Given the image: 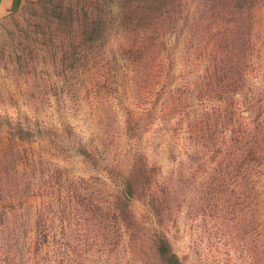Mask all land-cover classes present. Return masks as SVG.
I'll use <instances>...</instances> for the list:
<instances>
[{
  "label": "rangeland",
  "instance_id": "rangeland-1",
  "mask_svg": "<svg viewBox=\"0 0 264 264\" xmlns=\"http://www.w3.org/2000/svg\"><path fill=\"white\" fill-rule=\"evenodd\" d=\"M43 1L0 20V223L25 236L14 238L26 239L17 264L31 262L46 212L58 236L74 192L88 193L71 216L87 226L86 264H159L147 244V262L132 254L114 211L84 206L112 207L135 162L153 174L134 173L132 210L184 264H264L252 219L212 161L240 128L230 110L264 112V0ZM98 17L106 29L92 42Z\"/></svg>",
  "mask_w": 264,
  "mask_h": 264
},
{
  "label": "trees",
  "instance_id": "trees-1",
  "mask_svg": "<svg viewBox=\"0 0 264 264\" xmlns=\"http://www.w3.org/2000/svg\"><path fill=\"white\" fill-rule=\"evenodd\" d=\"M49 0H44L48 2ZM152 3H157L152 1ZM240 7L241 4H238ZM93 23L96 26L95 32L89 34L93 37L88 38L89 41L94 42L101 34L104 33L103 29H106V24L101 18L94 20ZM254 105L248 106L249 115L247 118H242L241 115H236L235 112H239V109L235 107L229 111V125H239L238 130H232L228 139L223 138L221 142L222 148H218L217 155L220 153L223 157L220 159L214 154L213 163L217 164L216 174L219 181L223 180L227 183L230 190V196L240 200L239 203L235 201L234 207L239 206V211H242L243 220L247 223L251 220L254 226L247 228H254L258 231V235L261 239L262 247V259L264 258V117L263 113L253 118L255 114ZM251 124L253 125L251 127ZM16 136L19 140L23 141L25 138L17 135L19 131H23L21 128L15 129ZM82 149V146H81ZM84 150V149H83ZM86 153V152H85ZM91 153L88 152L84 157L86 159L91 158ZM228 159L229 161H226ZM142 162V161H140ZM227 162V165H226ZM138 172L143 174L142 177H148V174H153L151 169H148L146 163H142L138 166V162L134 163L132 169L127 174H122L118 183H116V193L114 194L112 207H101L94 202H91L84 206L86 211L91 212L94 208L99 207L101 210V217H110L112 211H114L113 219L124 224L126 233L128 235L129 248L132 254H143L144 261H148L146 258L145 246L149 245V251L155 253L159 264H184V261L174 251L173 246L166 235L160 230L151 229L145 226L142 222H139L135 212L132 210V202L136 199L137 188L140 182L139 177H134V173ZM128 172V171H127ZM6 173L0 169V186L5 182ZM146 175V176H145ZM229 177V179H228ZM218 181V180H217ZM216 181V182H217ZM17 182V181H16ZM7 183V182H6ZM141 183V182H140ZM219 184V183H218ZM233 184V188L231 185ZM224 184H220L223 186ZM28 186L27 188H29ZM224 187V186H223ZM231 188V189H230ZM3 192V191H2ZM0 192V196H3ZM88 193H78L70 197L67 196L68 208L61 211V215L67 214V218L61 217L60 227L57 229L58 236H53V228L55 225L49 220L50 215L45 213L43 222L36 221V240L27 247V255L31 262L28 264H86L88 257L90 256L91 249L88 242V230L87 226L84 228L76 227L77 224L73 222L76 228L73 227L71 216L75 215L76 219L79 217L78 207L83 206L86 202V196ZM88 197V196H87ZM3 201L4 198L0 197ZM10 200H7L9 202ZM91 199H88L90 202ZM231 203V202H230ZM242 207V210H241ZM106 208V210H104ZM80 213V212H79ZM78 216V217H77ZM75 219V221H76ZM89 221V220H88ZM120 221V222H119ZM67 223V224H66ZM6 224L0 223V264H17L19 260L17 257L21 255L25 258V238L16 245L14 238L25 237L22 233L17 232L19 230L16 224H13L11 230ZM20 231V230H19ZM119 238L114 239L115 245L118 247L125 235L118 232ZM90 235V233H89ZM115 247V246H114ZM114 247L112 249H114ZM112 251V250H111ZM40 253L41 256L37 255Z\"/></svg>",
  "mask_w": 264,
  "mask_h": 264
},
{
  "label": "crops",
  "instance_id": "crops-1",
  "mask_svg": "<svg viewBox=\"0 0 264 264\" xmlns=\"http://www.w3.org/2000/svg\"><path fill=\"white\" fill-rule=\"evenodd\" d=\"M38 0H0V20Z\"/></svg>",
  "mask_w": 264,
  "mask_h": 264
}]
</instances>
